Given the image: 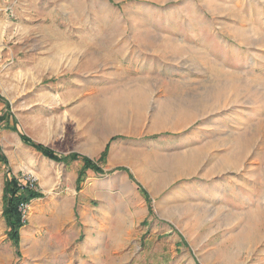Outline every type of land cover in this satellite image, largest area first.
Masks as SVG:
<instances>
[{
	"label": "rangeland",
	"instance_id": "obj_1",
	"mask_svg": "<svg viewBox=\"0 0 264 264\" xmlns=\"http://www.w3.org/2000/svg\"><path fill=\"white\" fill-rule=\"evenodd\" d=\"M0 117L3 264H264V0H0Z\"/></svg>",
	"mask_w": 264,
	"mask_h": 264
},
{
	"label": "trees",
	"instance_id": "obj_2",
	"mask_svg": "<svg viewBox=\"0 0 264 264\" xmlns=\"http://www.w3.org/2000/svg\"><path fill=\"white\" fill-rule=\"evenodd\" d=\"M3 120V117H0V122ZM11 129L16 130V127L13 126ZM21 139L36 151L40 152L44 157L57 161V162H67L80 160L82 162V167L78 170L77 180L79 181L83 172L90 169L95 173H102L103 170L99 166V163L102 162L107 154L109 143L114 139L111 137L109 141L104 146L97 160H92L87 156L79 155L78 153H69L64 157H61L59 154L55 153L53 150L41 145L40 143L32 141L26 135L19 133ZM0 162L7 164V158L2 153L0 148ZM120 170L126 171L125 168H120ZM9 172V170H8ZM42 193L38 189V186L33 182H27L22 184L17 177L6 175L4 181L1 201L2 209L1 216L6 225V232L8 239L12 242L14 246L15 253L19 255V241H20V229L26 224L24 218V206H27L30 201L33 199L41 198Z\"/></svg>",
	"mask_w": 264,
	"mask_h": 264
},
{
	"label": "bare ground",
	"instance_id": "obj_3",
	"mask_svg": "<svg viewBox=\"0 0 264 264\" xmlns=\"http://www.w3.org/2000/svg\"><path fill=\"white\" fill-rule=\"evenodd\" d=\"M59 35H61L62 36V34L60 33ZM149 39V38H148ZM149 40H151V39H149ZM148 41V40H147ZM127 44L128 43H125V40L123 41H120V42H117V43H115V44H113L112 45V49L115 51V53H111L110 55H108V60L109 61H111V62H113V60H116L117 59V57L119 56V54H121L122 52H124V51H126V50H132L133 49V47H131V49L128 47V49H127ZM169 45L171 46V48H172V50H177V51H179L180 49H182V47L179 45V44H177V43H175L174 41H171V42H169ZM132 46H136V45H132ZM115 48V49H114ZM227 73V72H226ZM226 73H222L223 75L224 74H226ZM227 75L228 76H233L234 74H231V73H227ZM236 81H238V79L236 80ZM223 85L225 86V85H227L226 83H223ZM220 88V87H219ZM221 88H222V86H221ZM226 88V87H225ZM216 89V88H215ZM227 89V88H226ZM240 89V88H239ZM218 90V89H217ZM216 90V91H217ZM229 90V89H228ZM216 91H214V92H216ZM134 93V96H132V97H134V99H138V100H140V99H144V92H143V90H141V89H136V90H134L133 91ZM213 93V92H212ZM216 93H219V91L218 92H216ZM222 94H223V91H222ZM222 94H219V95H222ZM215 95V94H214ZM225 95V94H224ZM224 97V96H223ZM212 98V97H211ZM222 98V97H221ZM234 98V97H233ZM214 99H215V96H214ZM142 101V100H141ZM212 101H213V98H212ZM214 102V101H213ZM118 108V107H117ZM117 110V109H116ZM113 121V120H112ZM38 206H40V204L39 203H37V202H33L32 203V205L31 206H29V210H31V211H33L34 210V208L35 207H38ZM37 210V209H36ZM38 211H40L41 212V207H39V209H38ZM61 213V209H59L58 211H55V213L53 214V216H52V219H53V221L54 222H56L58 219H60L59 218V214ZM58 215V216H57ZM55 216H57L56 218H55ZM226 250V249H225ZM6 254L4 253V251L2 250V249H0V264H3V262L6 260Z\"/></svg>",
	"mask_w": 264,
	"mask_h": 264
},
{
	"label": "built area",
	"instance_id": "obj_4",
	"mask_svg": "<svg viewBox=\"0 0 264 264\" xmlns=\"http://www.w3.org/2000/svg\"><path fill=\"white\" fill-rule=\"evenodd\" d=\"M25 207H26V206H24V209H25ZM23 211H25V210H23Z\"/></svg>",
	"mask_w": 264,
	"mask_h": 264
}]
</instances>
